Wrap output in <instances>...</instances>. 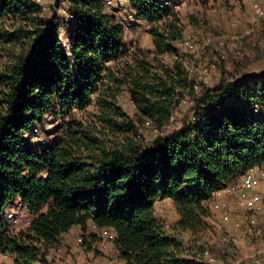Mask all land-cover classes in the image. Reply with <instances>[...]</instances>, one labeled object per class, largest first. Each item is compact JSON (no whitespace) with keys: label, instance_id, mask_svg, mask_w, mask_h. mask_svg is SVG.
I'll return each mask as SVG.
<instances>
[{"label":"trees","instance_id":"16d2710c","mask_svg":"<svg viewBox=\"0 0 264 264\" xmlns=\"http://www.w3.org/2000/svg\"><path fill=\"white\" fill-rule=\"evenodd\" d=\"M126 1L148 24L152 50L125 48V25L105 0H53L71 17L69 54L43 4L0 0V255L14 264L45 262L73 226L86 245L88 223L114 232L124 264H207L197 259L214 194L264 165V73L196 92L181 59H159L178 55L179 13L160 0ZM122 90L133 117L117 102ZM185 95L190 118L162 134ZM46 115L57 118L56 138L35 149L32 132ZM136 123L160 131L144 151ZM16 197L33 218L13 231L2 215ZM162 199L177 213L176 235L156 215Z\"/></svg>","mask_w":264,"mask_h":264},{"label":"rangeland","instance_id":"374dc122","mask_svg":"<svg viewBox=\"0 0 264 264\" xmlns=\"http://www.w3.org/2000/svg\"><path fill=\"white\" fill-rule=\"evenodd\" d=\"M43 4L44 17L49 21L54 15L59 20L58 36L63 50L69 54L70 15L65 14L61 3L52 9L53 0H37ZM177 12L183 24V39L175 43L178 55L163 54L159 56L162 62L169 63L175 58L183 61L189 77L195 83L196 92L210 88L221 82H235L249 74L264 73V19H254L250 0H175ZM118 9V16L126 27L124 46L132 49L137 46L143 50H152V36L148 32V24L135 17L134 9L127 3L113 2ZM192 16L198 24H192L188 16ZM236 44V49L231 45ZM193 97L185 95L174 108L172 118L162 134L177 130L184 118L189 119ZM118 104L130 117L134 116L135 108L128 96L127 90H122L117 98ZM52 115H46L40 125L35 126L30 139V146L35 149L50 143L56 135L50 134L58 122ZM135 139L139 140L142 150H146L152 139L160 133L148 123H136ZM44 141V142H43ZM17 209V206H16ZM19 209V208H18ZM156 215L165 224L168 234L177 233L173 226L177 213L171 200L158 202L155 206ZM25 208L17 214L18 227H23L29 218ZM209 222L203 242L206 252L219 256L216 264H228L223 260L221 252L214 247L210 238ZM213 227V226H212ZM112 230L98 228L87 224L84 237L86 245L82 244V231L75 226L64 233L59 243L45 252V262L36 264H117V252L112 242ZM185 243L195 247L193 238L182 236ZM189 247V246H188ZM0 264H14L13 259L0 257Z\"/></svg>","mask_w":264,"mask_h":264},{"label":"crops","instance_id":"0c3cea01","mask_svg":"<svg viewBox=\"0 0 264 264\" xmlns=\"http://www.w3.org/2000/svg\"><path fill=\"white\" fill-rule=\"evenodd\" d=\"M160 1H168V3L171 5L176 4L175 0ZM259 2L264 7V0H259ZM262 167L251 168L245 173L257 174L259 169ZM241 176L233 179L227 186L234 184ZM164 200L169 199L158 200L156 201L155 206L158 202ZM22 208H24V206L20 197H16L5 207L2 215V221L9 229L13 231L19 230L16 216ZM209 208L210 216L207 218V222L208 224L209 222H213V227H210V238L214 242V247L218 243L220 244L219 248L217 249L221 252V255L223 256L222 259L226 260L228 264H250L249 260L246 258L247 254L251 253L254 248L264 246V219L256 221V223H252L250 220L258 216V213L255 211V209L246 212V216L243 213L241 214L240 210L236 207L233 201L232 195L227 194L224 188L214 194ZM261 213L264 217V207L261 209ZM32 218L33 216L29 215V218L26 219L23 227H20V229L27 227ZM236 221L239 222L238 227L234 225V222ZM259 229L261 231L260 234L257 233V230ZM179 234L180 237L181 235L189 237L188 233ZM226 236L229 237L230 241H223V238ZM113 238L114 232L112 233V240ZM0 257H8L13 259V256L8 253L0 255ZM117 258V264H124L123 261L118 257V253Z\"/></svg>","mask_w":264,"mask_h":264},{"label":"built area","instance_id":"2783aa9c","mask_svg":"<svg viewBox=\"0 0 264 264\" xmlns=\"http://www.w3.org/2000/svg\"><path fill=\"white\" fill-rule=\"evenodd\" d=\"M105 1L109 6H113L114 1H118L119 3H127L126 0ZM250 1L254 19H264V7L260 4L259 0ZM162 3L164 6L171 7V9L174 11H176L178 8L177 4L171 5L168 3V1H163ZM63 12L65 14L68 13L67 10H63ZM231 46L234 49L237 47L235 43H232ZM224 189L227 194L232 195L233 201L236 207L240 210L241 214L243 213L245 215L246 212L255 209V211L258 213V216L250 220L252 223H256V221L264 219L263 214L261 213V209L264 207V166L259 169L257 174H242V176L234 184L225 186ZM234 225L238 227L239 222H234ZM260 232V229L257 230L258 234H260ZM228 240V236L223 238V241L227 242ZM219 246L220 244L218 243L215 247L219 248ZM246 258L249 260L250 264H264V246L254 248L251 253L247 254ZM197 260L207 264H216L219 262V256L216 254L209 255L208 252H205L204 256Z\"/></svg>","mask_w":264,"mask_h":264}]
</instances>
